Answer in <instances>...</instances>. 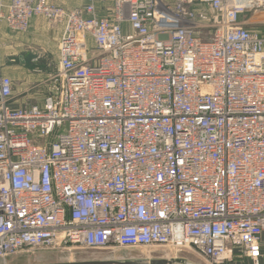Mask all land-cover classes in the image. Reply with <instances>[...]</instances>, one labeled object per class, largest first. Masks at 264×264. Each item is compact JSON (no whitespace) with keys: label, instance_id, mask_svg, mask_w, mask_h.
I'll list each match as a JSON object with an SVG mask.
<instances>
[{"label":"built area","instance_id":"obj_1","mask_svg":"<svg viewBox=\"0 0 264 264\" xmlns=\"http://www.w3.org/2000/svg\"><path fill=\"white\" fill-rule=\"evenodd\" d=\"M37 16L63 27L59 66L34 104L0 75V259L172 247L259 264L264 0L0 3L12 31Z\"/></svg>","mask_w":264,"mask_h":264},{"label":"crops","instance_id":"obj_2","mask_svg":"<svg viewBox=\"0 0 264 264\" xmlns=\"http://www.w3.org/2000/svg\"><path fill=\"white\" fill-rule=\"evenodd\" d=\"M53 1L67 9H72L86 4L88 0ZM1 2L8 3L9 0H0ZM109 4L111 5L112 2L100 6L101 13L105 12L104 9ZM62 33V25L52 24L42 16L34 17L26 32L12 31L5 22H0V75L8 76L14 81L15 106L30 102L31 99V103H37L49 95L50 91L43 87V83L46 77H53L58 72V46ZM17 262V259L12 260L10 257L7 260L0 259V264H17ZM222 264H255V262L236 251ZM259 264H264V250Z\"/></svg>","mask_w":264,"mask_h":264},{"label":"rangeland","instance_id":"obj_3","mask_svg":"<svg viewBox=\"0 0 264 264\" xmlns=\"http://www.w3.org/2000/svg\"><path fill=\"white\" fill-rule=\"evenodd\" d=\"M17 81L20 82L18 79ZM48 85H50V77L44 79L43 87L47 89ZM31 102L32 99L26 104H34ZM10 259H17V264H77L92 261H129L141 264H168V262L171 264H215L195 251L172 247L117 249L114 251L83 249L74 254L51 249L30 250L11 256Z\"/></svg>","mask_w":264,"mask_h":264},{"label":"water","instance_id":"obj_4","mask_svg":"<svg viewBox=\"0 0 264 264\" xmlns=\"http://www.w3.org/2000/svg\"><path fill=\"white\" fill-rule=\"evenodd\" d=\"M77 264H141V263H135V262H129V261H126V262H119V261H92V262H84V263H77ZM168 264H171V262H168Z\"/></svg>","mask_w":264,"mask_h":264},{"label":"bare ground","instance_id":"obj_5","mask_svg":"<svg viewBox=\"0 0 264 264\" xmlns=\"http://www.w3.org/2000/svg\"><path fill=\"white\" fill-rule=\"evenodd\" d=\"M170 258V257H169Z\"/></svg>","mask_w":264,"mask_h":264}]
</instances>
